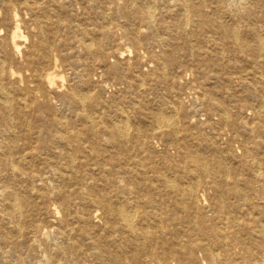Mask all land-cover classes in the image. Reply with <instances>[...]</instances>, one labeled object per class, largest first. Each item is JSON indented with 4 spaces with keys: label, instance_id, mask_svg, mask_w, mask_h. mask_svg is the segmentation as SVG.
I'll return each instance as SVG.
<instances>
[{
    "label": "bare ground",
    "instance_id": "obj_1",
    "mask_svg": "<svg viewBox=\"0 0 264 264\" xmlns=\"http://www.w3.org/2000/svg\"><path fill=\"white\" fill-rule=\"evenodd\" d=\"M156 1L128 0L89 35L58 32L49 2L0 0L14 24L0 42V264H264L263 0H161L163 39ZM16 6L42 11L19 62L5 52L19 51ZM155 82L167 99L153 105Z\"/></svg>",
    "mask_w": 264,
    "mask_h": 264
},
{
    "label": "rangeland",
    "instance_id": "obj_2",
    "mask_svg": "<svg viewBox=\"0 0 264 264\" xmlns=\"http://www.w3.org/2000/svg\"><path fill=\"white\" fill-rule=\"evenodd\" d=\"M40 3H50V11L51 14L54 16L52 17L53 19H57L60 25L56 26V29H58V32H65L67 33L68 29L62 30L60 27L66 25V22L70 21L71 23H73V26H79L81 25L84 29H87L88 32H90L89 35L92 34V32H97L96 30L98 29V26H95V24H100L102 23L101 21L104 22H109L111 25H115L116 23L120 22L123 20V18L121 16H119V12L118 10L120 9L121 5L123 3H126L128 0H94V3L91 4V6L85 4L84 2H82V0H62L65 3L63 5L60 6H55L53 0H37ZM143 1H150V0H132V2L134 3H140ZM168 1V0H167ZM165 1V2H167ZM159 2H162L161 0L156 1L155 5H152L151 10L154 13V27L156 29L155 32H153L154 35L161 37L162 39L165 37V31L164 29L161 28V24H160V20H170V15L171 13L166 11L161 13L158 5ZM169 4V3H168ZM53 7V8H52ZM17 12L19 14V20H18V37H17V42L19 44V51L18 53H12L10 46H6L5 47V52L9 53V57L12 59H14L15 61H21V54L22 53H26L29 49L32 48L31 44L35 43L37 40V35H38V29H36L37 27L33 24V19H32V15H41L42 11L40 10H36V12L32 13L27 10V8H24L23 6H19L17 7ZM258 12H261L264 14V0L261 2L259 8H258ZM131 14L135 17V16H139V13L137 12V9H130ZM97 17L99 19H97ZM60 18V19H59ZM62 18V19H61ZM43 25L45 26H50L51 27V23L52 20L51 18H47V17H40ZM100 21V23H99ZM4 22V23H3ZM261 22L264 23V18L261 19ZM13 23L11 24V22H9V24L6 23V21H2L1 19V14H0V42H3L5 40L6 37V31L9 29H12L13 27ZM7 26V28H6ZM97 27V28H96ZM32 29V30H31ZM48 29V28H46ZM45 29V33L47 35L50 34L49 30ZM94 29V30H93ZM96 29V30H95ZM27 30V32H26ZM151 30L150 27H148L147 25L143 26L142 28H140V34L141 36H145L147 33H149V31ZM113 32L115 33V42L117 43L118 41H122L120 39H118V34L119 31L117 29H115L113 27ZM89 35H87L89 37ZM117 38V39H116ZM67 41L71 44V50L70 49H66L63 50L61 53L63 56H65L66 58H77V54H80L82 51L81 48V44L79 41L76 40V38L74 37L73 33L68 32V36H67ZM169 40V38L167 40L164 39V42H167ZM147 42V40H146ZM73 43V44H72ZM122 43L124 44L123 46L128 49H130V51H126L125 54H127L128 57H132L133 56V52L131 51V47L129 46V44L127 42H125L124 40L122 41ZM145 47H143L142 49H140V53L143 54L144 56L148 53V51L150 50H157V47H155L153 44L151 43H147L144 45ZM145 58V57H144ZM187 66H192L194 73L192 74V76H194L195 69L198 67L197 61L193 60L186 63ZM174 66L173 64H167V67L170 68ZM14 68L22 73L16 66H14ZM143 68L146 69H142L144 72L147 70H150L151 66L148 65H144ZM97 72H99L100 68L96 69ZM69 72V73H68ZM70 73V70H66L65 71V77L66 79H68ZM182 75V74H181ZM91 76L94 78V80L99 79V80H103L106 82L107 84V90L104 92V95H106V97H111L114 100H116L117 102L122 100L121 98V94H119V91L122 88H118V89H114V87H109V83L111 81H115L114 77L112 75H104V76H100L98 77L96 74H91ZM192 76L187 75L188 78H191ZM183 78H185V75H182ZM8 78L11 79V76H9ZM178 80H183L182 78H179ZM201 80V78H200ZM61 81H63L62 83H64V85L66 84L67 81L64 80L61 77L56 78V82L61 83ZM156 84V89H154L153 93H148L147 94V99L154 105L155 103H161V102H165L166 101V97H164L163 95V87L165 86L164 83H157ZM238 89H241L240 86H236ZM147 83H145L144 87H142L141 89L145 90L147 89ZM119 90V91H118ZM139 89L138 88H134V90L132 91L134 92H138ZM132 92H130V94H132ZM222 95H224V91L221 92ZM131 96V95H130ZM136 100H138L137 97H135ZM150 103V104H151ZM188 103V102H187ZM54 106L56 107V109L60 108V105L58 103V101H55ZM126 112L129 115H132V112L130 110H128L127 107H125ZM249 117V115H248ZM155 142L153 143V149H154V153L158 154V150H159V145H158V140L153 139ZM0 177H1V169H0ZM51 183V180H49V184Z\"/></svg>",
    "mask_w": 264,
    "mask_h": 264
}]
</instances>
